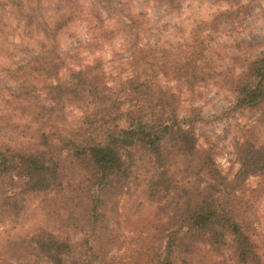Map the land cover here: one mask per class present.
<instances>
[{"label": "trees", "instance_id": "trees-1", "mask_svg": "<svg viewBox=\"0 0 264 264\" xmlns=\"http://www.w3.org/2000/svg\"><path fill=\"white\" fill-rule=\"evenodd\" d=\"M153 1L170 14L187 2ZM86 14L80 0H0V56L10 54L13 26L37 39L20 50L25 58L5 68L12 85L3 84L7 93L0 95V223L18 225L40 199L61 226L59 233L39 227L9 238L0 264H138L111 253L121 197L143 178L158 203V225L146 247L128 250V257L139 253L140 264H264L255 227L258 190L248 192L243 178L250 168L264 175V154L244 144V169L229 179L212 150L199 145L198 113L181 117V98L169 84L193 90L225 77L237 109L264 103V54L238 73L219 70L208 56L213 34L239 13L219 11L174 46L148 39L155 28L132 0H92ZM84 16L93 35L88 49L126 38L131 73L116 87L100 58L61 77L67 62L60 35ZM67 103L84 111L77 125L67 123Z\"/></svg>", "mask_w": 264, "mask_h": 264}, {"label": "rangeland", "instance_id": "rangeland-1", "mask_svg": "<svg viewBox=\"0 0 264 264\" xmlns=\"http://www.w3.org/2000/svg\"><path fill=\"white\" fill-rule=\"evenodd\" d=\"M80 2L88 14L92 0ZM132 6L134 11L147 16L150 25L155 28L153 36L148 39H160L173 46L182 42L198 23L212 19L219 11L233 8L239 13L236 21L225 23L210 39L208 56L212 63L224 72L232 70L238 73L247 60L264 54V0H187L179 14L168 13L165 7L153 0H132ZM103 16L106 17L105 12ZM108 22L111 27L116 26L113 21ZM13 27L6 44L10 54L0 56L2 96L7 93V89L4 90L3 87L12 85L6 77L5 68L13 66L12 61L19 62V59L26 57L21 49L25 51L27 45L33 47L37 43L36 38L25 37L21 28ZM90 27V21L84 16L75 20L60 35L61 51L67 62L61 77L67 76L69 68H79L100 58L105 63L110 85L116 87L119 78L127 77L131 73L130 66L126 63L129 55L126 38L118 35L112 40H100V48L90 50L87 48V43L93 39ZM16 45L19 47H15ZM216 79L202 83L193 90L179 87L173 81L169 84L175 85V91L181 98L180 116H193L195 111L199 115L196 126L199 145L212 150L222 173L233 179L244 169V144L256 145L260 153L264 154V103L256 109L239 110L235 107L236 94L230 90L228 81L225 77ZM163 81L166 83L167 79L164 78ZM37 82L42 86L45 79L39 78ZM65 112L67 123L72 126L77 125L84 115V111L77 104L67 103ZM243 178L248 192L255 188L258 190L256 194L259 198L254 209L255 227L259 251L264 259V175L258 169L250 168ZM146 186V179L143 178L138 187L121 197L119 225L116 226L119 240L115 247L117 250L111 254L119 258L126 257L129 263L135 260L140 264L139 253L136 252L133 258L128 257L127 251L145 248L151 240L150 234H153L158 225L155 218L158 203L148 196ZM48 204L49 202L35 199L30 203L27 219L15 226L0 223V246L11 237L31 235L39 227L58 232L61 226L48 214ZM72 235L75 239L82 237L79 232Z\"/></svg>", "mask_w": 264, "mask_h": 264}]
</instances>
